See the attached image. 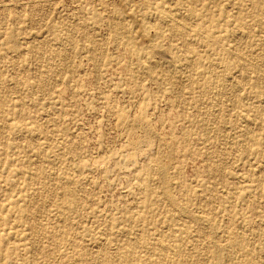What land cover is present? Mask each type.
<instances>
[{
  "label": "rangeland",
  "instance_id": "rangeland-1",
  "mask_svg": "<svg viewBox=\"0 0 264 264\" xmlns=\"http://www.w3.org/2000/svg\"><path fill=\"white\" fill-rule=\"evenodd\" d=\"M195 1L245 68L166 32L142 74L134 0H0V264H264V0Z\"/></svg>",
  "mask_w": 264,
  "mask_h": 264
},
{
  "label": "bare ground",
  "instance_id": "bare-ground-1",
  "mask_svg": "<svg viewBox=\"0 0 264 264\" xmlns=\"http://www.w3.org/2000/svg\"><path fill=\"white\" fill-rule=\"evenodd\" d=\"M134 1H137L138 3H137V6H135L131 10V13L129 14H127L128 12L126 14H123V12L119 13L120 15L119 21L126 22L128 24V26H126L128 27V29H126V33L125 34L122 33L121 29L123 28H121L122 25L120 22L119 24H116L115 22V26L113 27L114 31L112 33H113L114 38H116L117 40H120L122 43L125 44V48L127 49L128 52L134 53L136 55L137 61H138V70L144 75H147V74L149 75L150 70L153 68H156L157 65L159 64L158 62H155L152 60L153 52L157 53L161 59L167 60V63L169 64L170 67L173 66V69H176L177 65H179V68L184 67V65L182 64V60L181 59L178 60L172 55L173 53L171 52L170 47L165 48L163 46V42L161 41V39L165 36L166 32L169 34L171 39H176L179 41V50H182V49L191 50V46H190L192 42L191 39L195 38L199 40L200 42H202L203 44H206L208 47L213 46L216 50L221 52V54L223 55L225 54V55L232 56L234 52L239 53L238 47H240L241 42L244 39V33L242 30V26L238 24L237 18H236V22H233L234 26H232V24L228 21L229 16L221 15L223 11L216 5H213V6L214 7L216 6L218 8L217 10L215 7V10L218 12V17L219 16L223 17L224 28L226 27L230 29L228 30V32H230L229 34L230 38L234 37L233 41H234L235 46L233 47L230 46L233 49L231 48L228 49L229 46L225 44L227 40V37H226L227 30H223V28H219L215 30L214 32H211L206 29V27L203 25V22L205 20L204 16L200 14L198 10L193 6L196 3L195 0H192L191 4H189V2H185L189 4L187 5L189 7H188L186 19L197 20V24L194 27L189 26L188 24L184 23L182 17L179 15V12H176L169 5H167L168 3L166 0H161V1L160 0H153V1L152 0H134ZM205 1L206 0H202V2H205ZM176 3L179 4V2H176ZM185 3H182V4L186 5ZM206 5H207V2L205 4L203 3L201 4L202 10L204 9ZM241 6L242 5L240 4V8ZM3 9H5V6H3ZM239 55H237L236 57L234 56L232 57H234V59L239 62L240 68H245L246 67V64L244 62L245 58L243 59L242 57H240L242 55L240 56ZM196 65L197 64L195 63L194 66ZM209 65L211 68L215 70L221 67L222 61H219L218 64L213 63V62L211 63L210 61ZM257 68H260V67H257ZM161 172H162V169H161ZM161 172L160 173L158 172V173L161 174ZM171 202L175 204L172 200ZM202 220L199 219L198 220L199 223L203 224L204 220L203 221ZM209 226L210 225L208 224L207 227ZM231 246L233 245L231 244ZM159 247L162 248L160 251L166 250V248H163V246H159ZM162 260H163V256H161V262Z\"/></svg>",
  "mask_w": 264,
  "mask_h": 264
}]
</instances>
